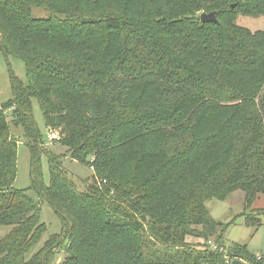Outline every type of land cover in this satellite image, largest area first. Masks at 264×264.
<instances>
[{"label": "trees", "instance_id": "1", "mask_svg": "<svg viewBox=\"0 0 264 264\" xmlns=\"http://www.w3.org/2000/svg\"><path fill=\"white\" fill-rule=\"evenodd\" d=\"M147 1L155 3L151 11ZM128 2L142 16L111 7L81 15L78 4L68 10L47 0H0V52L21 58L27 76L26 83L11 77L12 96L4 104L11 107L10 121L0 107V227H8L0 236V264H54L55 246L67 240L72 252L79 234L75 217L48 195L63 179L62 166L40 149L32 97L47 137L62 126V138L50 139L93 169L87 192L77 195L95 207L94 218L109 212L102 230L112 244L95 255L99 264H262L244 245L226 247L223 235L232 222L216 221L206 203L241 190L247 210L264 194V31L250 32L230 19L236 9L264 15V0ZM38 7L46 17L32 13ZM199 11H216L218 21L201 23ZM223 12L227 25L218 18ZM119 84L121 92L110 91ZM123 90L136 92L128 103ZM9 123L22 129L30 154L25 190L13 187L17 140ZM118 183L126 184L121 195L129 208L115 201ZM109 194L115 200L108 203ZM38 196L62 226L28 258L46 230ZM263 213L245 214L246 225H260ZM187 237L200 238L203 250H194Z\"/></svg>", "mask_w": 264, "mask_h": 264}, {"label": "rangeland", "instance_id": "2", "mask_svg": "<svg viewBox=\"0 0 264 264\" xmlns=\"http://www.w3.org/2000/svg\"><path fill=\"white\" fill-rule=\"evenodd\" d=\"M129 0H99L97 5L93 3H88L86 0H47V2L60 3L61 5L66 6L69 10L75 4L81 6L79 14H87L91 8L97 10H104L106 7H111L115 11L120 12L126 16L132 15V9L135 7L128 2ZM83 2H86L83 5ZM154 2L147 1L145 2L147 11H151L154 7ZM93 9V10H94ZM201 11L198 12L199 15ZM32 13L46 17L48 11L44 8L38 7L33 8ZM231 16V25L239 26L242 28L248 29L250 32L262 33L264 31V15L263 14H245L240 9L234 10ZM142 15L133 14L132 17H140ZM227 15H219V20L223 22L224 25H227L228 21L226 20ZM68 56V55H67ZM15 76L23 83H26V68L25 62L18 57L11 55H3L0 52V107L3 109V113L7 116V119L10 121L11 117V107L4 106L6 100L10 99L12 96L11 92V77ZM123 86L119 84L116 87H110L111 92H121ZM119 89V90H118ZM127 90H123L126 92ZM127 99L124 100L126 103L130 102L135 96V93L132 94L130 91H127ZM146 105H141V109H144ZM31 109L32 117L36 126L39 129L40 139L44 145L40 146V149L51 152V155L56 158L57 161L61 163L62 169L59 171L62 172L63 179L57 180L55 183V188L48 192V195L53 198L55 201H59L65 211L71 213L75 220L78 223L79 234L75 240H73V251L69 252L68 241L65 243L55 246L54 251V264H99L101 258L100 256H95L100 253H103L106 250V243H109L108 239L109 232L103 228V223L109 217V212L105 209L102 210V215L96 216L94 218L95 207L93 205H88L87 202H83L82 199H79L77 193L85 194L87 192L88 185L93 182L92 174L93 169L89 167V164L84 165L76 160L70 158L69 153L67 152L66 147H64L58 140H51L47 137L49 131L45 128L44 119L42 112L39 108L38 101L35 97L31 98ZM61 127H55L51 129L50 132L54 133L60 139L63 136ZM9 134L12 138L17 140V159H16V177L13 182V187L16 189H28L31 185L30 178V154L27 148L24 138L22 136V129L20 127H13L9 123ZM26 141V140H25ZM47 149V150H46ZM40 170L42 175V184L43 186L49 185V169H48V159L46 154H42L40 158ZM95 171V170H94ZM105 178H108V172L106 170H100ZM107 175V176H106ZM110 180L114 182V179L109 175ZM68 184V187L65 185ZM119 187L117 195L118 198L115 200V196L108 195L106 202H112L115 200L119 202L122 207L129 208V205L126 201L127 197H122L121 190L126 188V184H117ZM28 193L34 195L36 199L37 195L33 194L32 191ZM137 196L134 199L137 200ZM40 204V218L41 221L45 224L46 230L42 233L40 239L36 245L30 251L28 258L34 255L44 243L49 239V236L61 231V221L58 215L54 212L52 207L47 201H43V198L38 196L37 199ZM114 207L113 205H109ZM206 206L210 212V215L219 222L224 224L232 222L226 229L223 235V241L226 247L231 244L244 245L246 250L252 255L255 259H261L262 264H264V213L260 217V225L257 227H252L246 225L245 214L255 215L260 210L264 209V194H258L257 199L252 203L251 207L245 210L244 207V193L241 190L232 192L225 200L211 199L207 201ZM112 222L110 223V228H113ZM8 231V227H0V236ZM108 231H110L108 229ZM187 243L194 248V250H203L200 246L199 241H202L197 237H187ZM112 244V243H111ZM117 245V244H115ZM69 256V257H68ZM73 257L72 259L70 258ZM243 264H253L252 262L240 260Z\"/></svg>", "mask_w": 264, "mask_h": 264}, {"label": "water", "instance_id": "3", "mask_svg": "<svg viewBox=\"0 0 264 264\" xmlns=\"http://www.w3.org/2000/svg\"><path fill=\"white\" fill-rule=\"evenodd\" d=\"M233 6H234V4L231 5V7H233ZM216 14H217L216 11H211V12H208V13L202 12L199 15L200 22L201 23L217 22L218 20L216 18ZM231 264H243V263L241 261H239V260H233L231 262Z\"/></svg>", "mask_w": 264, "mask_h": 264}, {"label": "built area", "instance_id": "4", "mask_svg": "<svg viewBox=\"0 0 264 264\" xmlns=\"http://www.w3.org/2000/svg\"><path fill=\"white\" fill-rule=\"evenodd\" d=\"M50 138H55V139H56L57 136L54 135V133H51V134H50ZM213 248L216 249V248H217L216 245H213Z\"/></svg>", "mask_w": 264, "mask_h": 264}]
</instances>
